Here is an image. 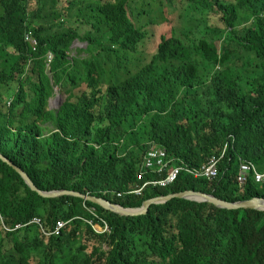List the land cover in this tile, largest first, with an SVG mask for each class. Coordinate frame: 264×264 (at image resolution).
Returning a JSON list of instances; mask_svg holds the SVG:
<instances>
[{
  "label": "trees",
  "instance_id": "1",
  "mask_svg": "<svg viewBox=\"0 0 264 264\" xmlns=\"http://www.w3.org/2000/svg\"><path fill=\"white\" fill-rule=\"evenodd\" d=\"M139 1L0 0V154L40 190H72L125 208L187 190L224 201L264 197V180L237 181L244 160L264 171V0H166L179 10L175 24L167 10L164 22L145 21ZM34 11L41 18L30 26ZM65 21L70 27H60ZM150 37L154 54L131 71L128 59ZM77 39L89 59L70 58ZM55 87L68 95L57 111L48 108ZM154 145L171 167L190 169L226 151L214 180L183 171L166 188L119 198L159 178L137 180ZM34 218L41 225L29 224ZM58 221L65 227L55 236ZM57 259L264 264V211L175 198L124 217L81 198H43L0 159V264Z\"/></svg>",
  "mask_w": 264,
  "mask_h": 264
},
{
  "label": "built area",
  "instance_id": "2",
  "mask_svg": "<svg viewBox=\"0 0 264 264\" xmlns=\"http://www.w3.org/2000/svg\"><path fill=\"white\" fill-rule=\"evenodd\" d=\"M27 40L32 45H36V40L32 37L31 33L27 35ZM51 60H52V56L48 55V62H50ZM225 151H226V146L224 147L220 156L211 157L200 168L190 169L182 166L171 167V161L167 159L166 150L160 147H151L143 157L141 169L137 174V180L138 181L144 180L146 173H152L154 175H158L159 178L145 180L142 185H132L126 192L117 193V196L119 198L124 196H134V195L140 196L148 188H166L171 184H173L177 180L180 173L183 171L192 175L194 178H205L210 181L214 180L219 175V164L221 162L222 157L225 154ZM249 175H253L254 179L257 182H261L264 180V171L259 170L258 167L253 162L244 160L240 163L239 171L237 174V181L243 184L247 181ZM41 222L42 221L40 218H34L30 221L29 224L41 225ZM95 226L96 225H94V228ZM19 227H21V225H17L16 229ZM64 227H65V223L63 221L56 222V226L52 234L55 236L60 235V232ZM95 230L97 232L109 231L107 226H105L104 228L100 227V231H98L96 228Z\"/></svg>",
  "mask_w": 264,
  "mask_h": 264
},
{
  "label": "water",
  "instance_id": "3",
  "mask_svg": "<svg viewBox=\"0 0 264 264\" xmlns=\"http://www.w3.org/2000/svg\"><path fill=\"white\" fill-rule=\"evenodd\" d=\"M0 159L8 164L13 170L21 176L25 184L34 192H36L39 196L46 199H56L63 196H70L81 198L84 201H89L107 211L118 214L124 217H137L141 215H146L153 205L165 204L172 199H184L188 201L198 202V203H209L214 205L219 209H256L264 211V197L263 196H254L249 199L238 200V201H224L213 195L206 194L199 191L187 190L183 192L169 194L167 196H158L154 198H150L143 202L142 206L139 208H125L119 204H115L107 199L96 197V196H88L81 194L72 190H56V191H43L40 190L29 177V175L14 165L11 161L6 159L0 154Z\"/></svg>",
  "mask_w": 264,
  "mask_h": 264
},
{
  "label": "rangeland",
  "instance_id": "4",
  "mask_svg": "<svg viewBox=\"0 0 264 264\" xmlns=\"http://www.w3.org/2000/svg\"><path fill=\"white\" fill-rule=\"evenodd\" d=\"M63 3L60 0V5ZM49 3L46 4L45 14H41V16H47L49 14ZM170 6L166 0H140L137 4L138 10L144 11L147 15H144V20L147 21L149 19L151 20H157L158 22L162 23L165 21L163 18V10H167L168 14L171 16L173 23L175 24V19L177 18V14L179 13V10L175 9L174 12H171ZM40 14H38L36 11L30 14L29 16V25L32 26L35 22L40 20ZM210 19L212 22H218V19L212 12L210 13ZM181 25V21L179 20V23L177 27ZM60 27H70V23L65 21L64 23H60ZM150 35V33H149ZM216 37V36H214ZM154 38L150 37L145 44H142L137 54H135L132 58L130 57L128 59L129 62V69L131 71L136 70L139 66H143L145 63L149 62L151 56L155 52V42ZM69 56L71 59L73 58H79V59H89L90 58V52L87 50V44L85 42H82L80 40H75L70 48ZM49 75L52 79V75L49 72ZM68 95L62 91H60L59 87H55L53 96L49 99V110L57 111L59 107L63 104V102L67 99ZM48 133V132H47ZM153 147H159V146H153ZM162 148V147H160ZM95 228L100 231L99 226H95ZM27 237H31L33 235L32 232L25 234ZM63 258V257H62ZM65 260H59L57 259L56 264H65Z\"/></svg>",
  "mask_w": 264,
  "mask_h": 264
},
{
  "label": "clouds",
  "instance_id": "5",
  "mask_svg": "<svg viewBox=\"0 0 264 264\" xmlns=\"http://www.w3.org/2000/svg\"><path fill=\"white\" fill-rule=\"evenodd\" d=\"M52 56V55H51ZM48 64H49V62H48ZM18 229V228H17Z\"/></svg>",
  "mask_w": 264,
  "mask_h": 264
}]
</instances>
